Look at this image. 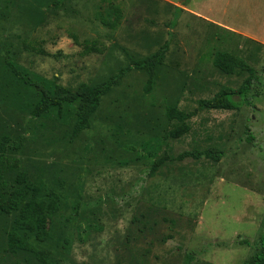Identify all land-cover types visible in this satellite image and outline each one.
Returning <instances> with one entry per match:
<instances>
[{"label": "rangeland", "instance_id": "1", "mask_svg": "<svg viewBox=\"0 0 264 264\" xmlns=\"http://www.w3.org/2000/svg\"><path fill=\"white\" fill-rule=\"evenodd\" d=\"M52 1L0 0V142L6 138L0 193L8 196L23 171L40 186V196H60L45 241L20 235L60 264L250 260L264 234V0H112L122 9L113 30L97 18L107 11L102 0ZM71 33L101 51L83 54ZM165 41L150 92L144 91L146 71L132 68L101 97L90 128L74 139L77 103L32 117L38 91L9 66L49 88L75 89L103 81ZM24 42L44 54L26 50ZM217 52L255 69L252 106L199 107V99L238 88L248 75L214 66ZM167 106L188 114L189 130L166 137L149 155L144 142L181 124L166 117ZM210 147L219 149V160L178 158ZM159 157L163 163L149 175ZM16 216L0 215V264H40L31 252L9 249Z\"/></svg>", "mask_w": 264, "mask_h": 264}, {"label": "trees", "instance_id": "2", "mask_svg": "<svg viewBox=\"0 0 264 264\" xmlns=\"http://www.w3.org/2000/svg\"><path fill=\"white\" fill-rule=\"evenodd\" d=\"M64 1L65 0H53L52 2L54 6H61ZM102 2L106 3L107 11L106 13L99 12L97 18L103 26L113 30L117 27L122 18V9L112 0H102ZM176 8V11L181 10L179 7ZM176 19V17L172 18L170 21L171 26H174ZM70 36L75 44L82 47L83 54L101 51V49L96 46L95 41L83 40L79 42L74 33H71ZM168 43V41H165L156 51L144 58L132 60L128 65L119 68L114 74L103 81L91 85L82 83L75 89H69L60 85L49 88L43 80H36V78L32 79L17 70L12 64L9 63V66L24 83L32 85L38 91V99L30 111L32 117H38L52 107H56L58 112H60L64 104L77 103L74 110L75 119L70 134V138L74 139L80 133L90 128L91 117L97 110L101 97L132 68L146 71L147 80L144 91L146 93L150 92L154 84L156 67L163 62L165 53L168 49ZM24 48L26 50L35 51V53L44 54V50L36 47L31 42H24ZM212 63L224 73H233L236 68H239L240 70L246 71L248 75L238 88H222L209 99H199V107L238 109L242 105L252 106L250 89L253 82L257 80L255 69L248 65L242 58L232 56L225 52H217L212 59ZM165 114L169 120H178L181 124L177 125L160 138H154L144 142L142 148L149 155H156L160 150L162 141L166 137L178 138L189 130V126L183 122L188 117L187 113L178 110L174 106H167ZM247 139L251 140L252 136L249 135ZM5 142L6 138H3L2 142H0V162L2 153L5 150ZM184 156H191L195 159L205 156L213 160H219L221 158V152L219 149L210 147L203 151L194 150L182 152L178 155V158L180 159ZM163 161L164 160L160 157L154 158L148 174L152 175ZM15 183L16 186L8 196L3 197L0 193V215L10 214L12 212L17 213L14 219L13 229L8 237L9 249L12 252L17 250L31 252L40 264H60L59 261L52 258L47 251L34 248L24 235H20V232H29L33 234L34 239L45 241L48 238L47 221L51 215L57 211L60 196L53 191L46 192L45 197L40 196V186L30 182L26 178V173L23 171H19L16 174ZM245 243L249 245L248 242ZM259 244L260 250L250 260L243 262V264H264V234L261 235Z\"/></svg>", "mask_w": 264, "mask_h": 264}]
</instances>
